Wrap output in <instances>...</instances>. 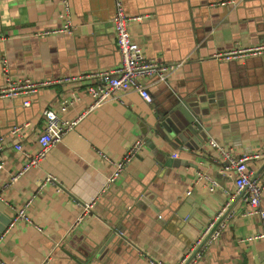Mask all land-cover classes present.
<instances>
[{
    "label": "crops",
    "instance_id": "1",
    "mask_svg": "<svg viewBox=\"0 0 264 264\" xmlns=\"http://www.w3.org/2000/svg\"><path fill=\"white\" fill-rule=\"evenodd\" d=\"M124 7L142 16L129 29L146 56L180 65L166 81L150 84V102L131 90L90 109L92 79L68 78L120 64L114 0H71L74 32L46 36L38 32L63 22L61 0H0V88L4 57L12 79L50 81L33 95L0 96V136L6 138L0 159V264L177 263L230 196L236 214L197 264H264V238L242 240L259 233L262 220L243 214L246 203L242 193L234 195L235 175L221 172L229 159L208 143L215 139L233 159L264 146V50L237 58L218 54L264 44V0H124ZM196 91L215 101L203 147L164 142L155 129L158 104ZM62 100H68L66 110ZM45 108L62 118L82 117L40 166L1 188L37 149ZM16 125L28 126L13 133ZM137 139L143 141L140 153L76 224L82 203L100 194L114 169L104 157L120 159ZM158 149L164 158H157ZM248 166L264 180V159ZM199 173L216 178L217 188L211 190L205 178L197 181ZM48 174L63 190L51 183L41 187ZM33 195L27 208L32 222L10 226Z\"/></svg>",
    "mask_w": 264,
    "mask_h": 264
},
{
    "label": "built area",
    "instance_id": "2",
    "mask_svg": "<svg viewBox=\"0 0 264 264\" xmlns=\"http://www.w3.org/2000/svg\"><path fill=\"white\" fill-rule=\"evenodd\" d=\"M63 10L61 16L63 22L61 25L51 28L42 29L38 32L40 36L50 34H57L62 32L73 33L74 25L71 18V0H61ZM114 13L111 21L113 31L116 38V44L121 55V62L117 67L95 72H88L80 76H72L68 79L77 78H91L92 81L87 86V92L92 96L93 102L90 109L101 105L109 98H118L123 94L133 90L141 94L147 100L152 101L150 93V84L155 81H166L170 75L178 68L180 64H166L157 59L146 56L143 48L136 42L130 33L129 24L134 19H142L139 15H129L124 7V0H114ZM264 50V44L251 48H237L218 53L223 57H242L245 55L256 54ZM2 71L4 76V86L0 88V96L15 97L20 94L26 96L35 94L38 89L50 81H42L40 83L32 82L30 79L14 80L9 73L8 60L4 57L2 59ZM25 105H30V100L24 102ZM68 107V100H62L61 110H66ZM45 124L43 130L38 134V147L32 153L26 154L25 162L16 172L11 174L9 180L3 183L1 188H7L29 169L35 166H40L45 160L48 152L57 142L61 141L66 133L75 128L81 119V115L72 118H62L51 108H45L43 111ZM29 124V123H27ZM28 125H16L13 127V133H21ZM6 138L0 136V159H2V151ZM209 145L216 148L220 153L229 159V162L222 163L221 172H229L235 175V190L234 195L242 193L246 203V209L243 214L246 216H260L262 220V230L242 240H254L264 238V208L262 207V196L264 193V180L254 177L252 170L248 166V162L252 159H264V146L261 150L244 153L236 159L231 158L226 147L222 146L215 139L209 140ZM16 148L21 149L20 142L15 144ZM143 148L142 139H137L125 152V154L118 160H113L108 156L104 157L109 163L114 165V169L107 176L104 187L97 197L88 202L82 203V211L79 215L76 224L82 222L84 218L91 213L98 198L104 194L107 189L113 184L122 174L123 170L136 155H138ZM0 167H3V162H0ZM208 180L209 188L211 190L217 188L219 181L216 178L199 173L197 181L203 179ZM46 183H51L56 186L58 190H63L56 176L48 174L42 182V186ZM190 194V191L187 192ZM1 194V193H0ZM36 195H33L27 200L25 205L21 207L17 214L13 217L10 226H13L19 221L31 223L32 220L27 213V208L32 204ZM234 196L221 205L210 219L208 225L203 229L201 234L193 243H191L186 251L182 254L177 263L172 264H197L199 259L203 256L206 248L216 242L224 228L233 219L236 214L232 207V200ZM48 259L41 264H47ZM2 264H7L2 261ZM151 264H168L161 260H151Z\"/></svg>",
    "mask_w": 264,
    "mask_h": 264
},
{
    "label": "water",
    "instance_id": "3",
    "mask_svg": "<svg viewBox=\"0 0 264 264\" xmlns=\"http://www.w3.org/2000/svg\"><path fill=\"white\" fill-rule=\"evenodd\" d=\"M210 97L213 98L214 95L211 94ZM205 100L197 91L168 96L166 101L159 103L157 107V134L164 142L174 146H189V143H193L196 147H203L205 132L210 130V126L205 125L212 113L210 104L215 103ZM153 146L155 148L154 144ZM154 153L159 159L165 157L163 149L154 150ZM172 160L167 161L166 165Z\"/></svg>",
    "mask_w": 264,
    "mask_h": 264
}]
</instances>
